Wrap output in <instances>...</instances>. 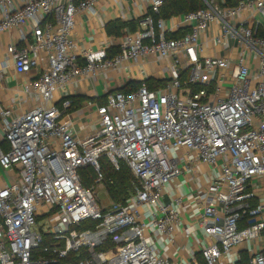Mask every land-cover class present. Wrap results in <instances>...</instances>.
Segmentation results:
<instances>
[{
  "label": "built area",
  "instance_id": "built-area-1",
  "mask_svg": "<svg viewBox=\"0 0 264 264\" xmlns=\"http://www.w3.org/2000/svg\"><path fill=\"white\" fill-rule=\"evenodd\" d=\"M144 1L134 31L75 53V17L98 0H0V33L18 32L6 52L29 75L28 108L0 104V264H264V0H203L176 38L154 19L164 0ZM209 42L219 55L203 54ZM148 56L170 61L168 76L147 77L164 85L140 79L71 109L76 77ZM102 157L137 181L108 208L95 198L108 196ZM195 165L193 190L165 191ZM87 166L95 189L81 183Z\"/></svg>",
  "mask_w": 264,
  "mask_h": 264
},
{
  "label": "crops",
  "instance_id": "crops-1",
  "mask_svg": "<svg viewBox=\"0 0 264 264\" xmlns=\"http://www.w3.org/2000/svg\"><path fill=\"white\" fill-rule=\"evenodd\" d=\"M145 11L146 2L144 0H98L94 7V13L79 12L75 17V25L71 34V39L75 44V53L84 50L99 51L108 42L118 40L115 36L107 34L106 25L116 19L123 22L126 19L135 20ZM165 26L171 32L187 29L183 25L182 15L165 19ZM124 29H122V32ZM17 39L18 32L15 29L0 33V65L7 61V67L2 68L0 72V104L2 107L13 106L14 110L23 111L28 108L29 100L22 90V83L29 79V75L15 73L13 63L6 52L7 46L16 42ZM204 39L205 35L201 34L200 40L204 41ZM211 45L209 42L204 46L203 54L206 56L219 55V51ZM171 70L169 60L148 56L138 61L124 62L119 70L109 69L106 72H98L90 76L76 77L67 86V91L75 96L85 98L83 104L78 107L79 110L87 108L92 111L93 104L102 101L108 90L114 91L124 87L127 80L139 81L147 77L159 79L168 76ZM88 102H91V104L88 105ZM81 133H85V128H79V134ZM2 134L0 127V142ZM181 165L183 166L182 163ZM196 166H192L191 174H180L178 179L166 186L165 191L176 194L193 190L196 181H200L198 176L193 174L196 173ZM167 193H165L164 201L169 200ZM198 259L200 264H203L200 256H198Z\"/></svg>",
  "mask_w": 264,
  "mask_h": 264
},
{
  "label": "trees",
  "instance_id": "trees-1",
  "mask_svg": "<svg viewBox=\"0 0 264 264\" xmlns=\"http://www.w3.org/2000/svg\"><path fill=\"white\" fill-rule=\"evenodd\" d=\"M215 2L220 6H233L237 3V0H215ZM204 6L205 4L203 0H164L161 7L159 8V12L154 14V19L162 18L165 20L172 16L184 15L189 12L202 9L204 8ZM123 28H126L129 31H134L137 28L136 20L123 22L119 19H116L106 25V32L109 35L117 37L122 34ZM186 32H188V29L178 30L173 33H167L166 37L176 38L182 36ZM117 51L118 48H111L107 51L106 56L111 57ZM138 84L139 83L137 81L128 82L123 87V90L129 91L131 89H135ZM145 84L149 88H155L164 85V82L154 80L152 78H147ZM69 99L71 100V109H78V107H80L85 100V98L82 96H72L69 97ZM1 145L3 148H5L3 144ZM103 159L106 158L102 157L100 159L101 166ZM102 172L107 182L109 198L112 201H124L131 194L133 187L137 182L136 179L132 176L126 164L124 162H120L118 170H116L114 167L109 168L108 166H106V164H104L102 166ZM79 174L82 185L85 187H89L90 183L92 182V178L94 179V173L92 169L89 166L83 167L79 170ZM91 223L95 222L93 221ZM87 225L90 224L84 223V225L80 226V229L86 228ZM73 257H75V255L71 254L68 259L73 260ZM79 258L81 257H77V259Z\"/></svg>",
  "mask_w": 264,
  "mask_h": 264
},
{
  "label": "rangeland",
  "instance_id": "rangeland-1",
  "mask_svg": "<svg viewBox=\"0 0 264 264\" xmlns=\"http://www.w3.org/2000/svg\"><path fill=\"white\" fill-rule=\"evenodd\" d=\"M104 164H106V166H108L109 168L112 167L111 164L108 162L107 159H103V160H102V166H103ZM102 166H101V167H102ZM6 178H7V176H6ZM91 181H92V182L90 183L89 187H92L93 189H95V188H96V184L94 183V179L92 178ZM95 198H96V202H97V204H98L100 207H106V208H108V207H109V205H108L109 202L112 201V200L109 198V196H107V195L104 194L103 189H99V188H96V189H95ZM42 224H43V228L46 226V223L43 221V222H41V223L38 225V227H39V226L42 227Z\"/></svg>",
  "mask_w": 264,
  "mask_h": 264
},
{
  "label": "water",
  "instance_id": "water-1",
  "mask_svg": "<svg viewBox=\"0 0 264 264\" xmlns=\"http://www.w3.org/2000/svg\"><path fill=\"white\" fill-rule=\"evenodd\" d=\"M128 82H133V80L126 81V82H125V85H126ZM125 85H124V86H125Z\"/></svg>",
  "mask_w": 264,
  "mask_h": 264
}]
</instances>
